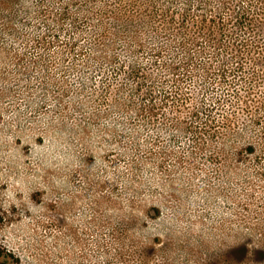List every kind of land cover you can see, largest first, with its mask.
<instances>
[{
  "label": "rangeland",
  "instance_id": "rangeland-1",
  "mask_svg": "<svg viewBox=\"0 0 264 264\" xmlns=\"http://www.w3.org/2000/svg\"><path fill=\"white\" fill-rule=\"evenodd\" d=\"M11 4L0 7V264H264V0ZM99 17L113 64L89 58ZM212 30L239 56L211 57ZM199 46L211 71L188 76Z\"/></svg>",
  "mask_w": 264,
  "mask_h": 264
},
{
  "label": "trees",
  "instance_id": "trees-1",
  "mask_svg": "<svg viewBox=\"0 0 264 264\" xmlns=\"http://www.w3.org/2000/svg\"><path fill=\"white\" fill-rule=\"evenodd\" d=\"M14 0H11V2ZM9 0H4L1 1L2 4H0L1 9H7L8 7H11L12 4ZM70 15H68V9L65 8L64 11L61 13V15H55V17L52 18V20L54 21V23H61V25L63 26L65 24V19L69 18ZM63 20V21H62ZM102 20V22H98L97 24V28H96V32L94 33V37L96 38L95 44H96V50L93 51V54H91L90 52H88V54H90L89 58L91 60H94L95 62H100L99 64L102 65L101 62L103 63H110L113 64L114 60H115V55L112 53V46L110 47V45L107 43V41H111L112 38H114V33H111L110 30L108 29V27L106 26L105 22H104V18L99 17V21ZM73 23V22H72ZM57 25V24H56ZM59 30V29H58ZM214 30L208 32L206 34V39L207 42L210 44L208 47H211V57H215L217 59V61H221L223 63H225V61L228 58H233L234 56H239V53L242 52V50L239 48H235L230 44H225V42L222 39V36H216L213 35L212 32ZM119 35V34H117ZM165 36V34H163ZM184 34L182 36V38L180 39V43L181 46L184 49V52H186V43ZM190 40L195 41L194 38H190ZM108 47V48H106ZM206 50H208L206 47L205 48H201V46L197 47V49L195 48L194 50H192L191 53L187 54L186 56V60L185 63H183L181 66L184 68V74H188V76H190L191 74H195V70L201 69L202 71H204L206 74H208L209 71H211V64L209 62L203 61V60H197L196 57H199L200 54L205 53ZM197 60V61H196ZM98 65V66H100ZM124 64H114L113 65V69L116 72L119 73H123L124 74ZM166 67H173L170 64L166 65ZM173 68H176V66H174ZM169 69V68H168ZM137 70L136 69H132L131 70V75H134L135 77ZM227 75V72L223 71L219 74V79H224ZM143 77V76H142ZM212 77V76H211ZM140 89V84L139 87ZM151 93V92H150ZM65 95V94H64ZM60 103L63 104V107L68 108L69 105L67 103H63V101L61 99ZM128 102V101H127ZM127 102H122L121 101V106L122 107H128L131 105V103H127ZM150 103V102H149ZM133 104V101H132ZM138 109L140 110V113L143 111H154V106L153 105H149L148 103H144V104H138ZM196 113V112H195ZM193 113V115L195 114ZM208 120H206V125L208 124L209 121H211V119L209 118V116L207 117ZM204 127H206L204 125ZM208 131V129L206 130ZM240 251L242 253L245 252V247H242L240 249ZM240 252V253H241Z\"/></svg>",
  "mask_w": 264,
  "mask_h": 264
}]
</instances>
